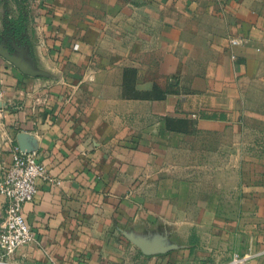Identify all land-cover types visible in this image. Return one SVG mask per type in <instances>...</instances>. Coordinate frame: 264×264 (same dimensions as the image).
<instances>
[{
  "label": "crops",
  "instance_id": "0c3cea01",
  "mask_svg": "<svg viewBox=\"0 0 264 264\" xmlns=\"http://www.w3.org/2000/svg\"><path fill=\"white\" fill-rule=\"evenodd\" d=\"M43 1L0 36V160L60 180L19 261L264 264V0Z\"/></svg>",
  "mask_w": 264,
  "mask_h": 264
},
{
  "label": "built area",
  "instance_id": "2783aa9c",
  "mask_svg": "<svg viewBox=\"0 0 264 264\" xmlns=\"http://www.w3.org/2000/svg\"><path fill=\"white\" fill-rule=\"evenodd\" d=\"M230 43L238 45L241 40L232 38ZM78 46L75 45L76 48ZM232 57L235 59L236 55L232 54ZM40 178L60 183L59 179L47 174L37 150H23L17 146L12 150L11 161L0 160V195L7 198L5 218L0 228V264H26L19 261L17 252L36 240V231L22 209L25 203L36 198ZM252 257L250 252L235 251L230 260L222 264H249Z\"/></svg>",
  "mask_w": 264,
  "mask_h": 264
},
{
  "label": "rangeland",
  "instance_id": "374dc122",
  "mask_svg": "<svg viewBox=\"0 0 264 264\" xmlns=\"http://www.w3.org/2000/svg\"><path fill=\"white\" fill-rule=\"evenodd\" d=\"M42 4L43 0H0V36L18 38L22 30L37 22Z\"/></svg>",
  "mask_w": 264,
  "mask_h": 264
},
{
  "label": "water",
  "instance_id": "95a60500",
  "mask_svg": "<svg viewBox=\"0 0 264 264\" xmlns=\"http://www.w3.org/2000/svg\"><path fill=\"white\" fill-rule=\"evenodd\" d=\"M21 149H23V150H27L23 145L21 146Z\"/></svg>",
  "mask_w": 264,
  "mask_h": 264
}]
</instances>
